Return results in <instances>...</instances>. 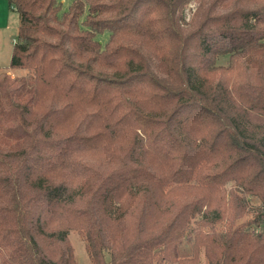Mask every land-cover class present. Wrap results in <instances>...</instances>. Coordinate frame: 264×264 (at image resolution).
Wrapping results in <instances>:
<instances>
[{"label": "trees", "instance_id": "16d2710c", "mask_svg": "<svg viewBox=\"0 0 264 264\" xmlns=\"http://www.w3.org/2000/svg\"><path fill=\"white\" fill-rule=\"evenodd\" d=\"M191 1L7 0L0 264H264V0Z\"/></svg>", "mask_w": 264, "mask_h": 264}, {"label": "rangeland", "instance_id": "374dc122", "mask_svg": "<svg viewBox=\"0 0 264 264\" xmlns=\"http://www.w3.org/2000/svg\"><path fill=\"white\" fill-rule=\"evenodd\" d=\"M61 1V10H66L71 0H59ZM200 0H192L184 9V16L187 21L192 22L194 27L197 21L200 19V15H197L199 9ZM206 2L204 1L203 7ZM18 15L15 11H12L7 3V0H0V71H4L9 74V76H19L27 72L25 69H11L8 67L10 50L12 48L13 38H16L17 26H18ZM109 33L103 31L96 35L103 45L108 39ZM228 57L221 58L218 62L226 64ZM247 207L249 210H255L257 212H262V207L258 201L247 199ZM249 217V214L245 216ZM68 241L72 246L75 253L76 264H90L88 255L85 250V239L82 233L77 232L75 229H70L68 231ZM191 249V243L183 240L179 245V252L186 253ZM200 260L204 262L203 252L200 253Z\"/></svg>", "mask_w": 264, "mask_h": 264}, {"label": "crops", "instance_id": "0c3cea01", "mask_svg": "<svg viewBox=\"0 0 264 264\" xmlns=\"http://www.w3.org/2000/svg\"><path fill=\"white\" fill-rule=\"evenodd\" d=\"M17 18H18V17H17ZM12 40H13V42H14L15 38H13ZM12 44H13V43H12ZM10 52H11V50H10Z\"/></svg>", "mask_w": 264, "mask_h": 264}]
</instances>
